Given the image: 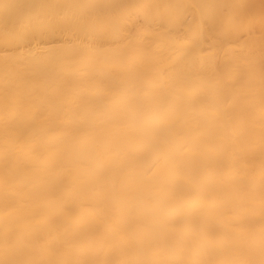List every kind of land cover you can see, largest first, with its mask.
Listing matches in <instances>:
<instances>
[{
    "label": "bare ground",
    "instance_id": "6f19581e",
    "mask_svg": "<svg viewBox=\"0 0 264 264\" xmlns=\"http://www.w3.org/2000/svg\"><path fill=\"white\" fill-rule=\"evenodd\" d=\"M0 264H264V0H0Z\"/></svg>",
    "mask_w": 264,
    "mask_h": 264
}]
</instances>
